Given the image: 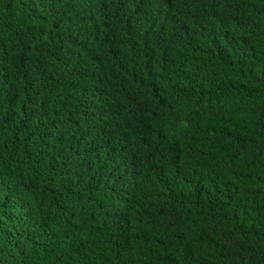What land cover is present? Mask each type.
Wrapping results in <instances>:
<instances>
[{"label":"trees","instance_id":"16d2710c","mask_svg":"<svg viewBox=\"0 0 264 264\" xmlns=\"http://www.w3.org/2000/svg\"><path fill=\"white\" fill-rule=\"evenodd\" d=\"M0 264H264V0H0Z\"/></svg>","mask_w":264,"mask_h":264}]
</instances>
